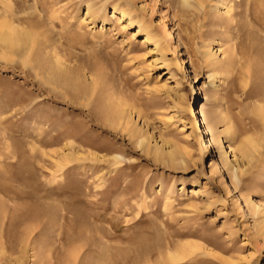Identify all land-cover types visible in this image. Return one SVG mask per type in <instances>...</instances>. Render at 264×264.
Here are the masks:
<instances>
[{
  "label": "rangeland",
  "instance_id": "rangeland-1",
  "mask_svg": "<svg viewBox=\"0 0 264 264\" xmlns=\"http://www.w3.org/2000/svg\"><path fill=\"white\" fill-rule=\"evenodd\" d=\"M187 4L0 0V264H264V0Z\"/></svg>",
  "mask_w": 264,
  "mask_h": 264
},
{
  "label": "bare ground",
  "instance_id": "bare-ground-1",
  "mask_svg": "<svg viewBox=\"0 0 264 264\" xmlns=\"http://www.w3.org/2000/svg\"><path fill=\"white\" fill-rule=\"evenodd\" d=\"M184 4H187V0H183ZM188 5V4H187ZM28 32V31H27ZM23 28H18L17 26L13 25L12 23H7V21H1L0 20V45H2L3 47L11 50L12 48H19L22 46H26V43L29 41L30 37L29 34L27 33ZM14 49V50H15ZM19 51V50H17ZM15 51V52H17ZM26 51V50H25ZM28 51V50H27ZM13 52V49H12ZM23 53V52H22ZM259 53V52H258ZM21 54V53H20ZM25 54V53H24ZM29 54V53H28ZM260 54V53H259ZM28 56V55H27ZM262 56V55H260ZM263 58V57H262ZM264 61V60H263ZM254 63V62H253ZM263 63V62H262ZM261 66V65H260ZM253 68V66H252ZM261 68V67H260ZM259 69V68H257ZM263 69V68H262ZM262 71V70H261ZM258 74V73H257ZM240 77V76H239ZM264 77V76H263ZM255 81V80H254ZM262 81V80H261ZM246 86V85H244ZM248 94V93H247ZM250 94V92H249ZM248 94V95H249ZM264 100V99H263ZM199 112L201 113V117L204 120L205 124H206V128L207 130H211L209 127V123L206 122L207 119V113L204 109L203 104L200 106V110ZM259 112V111H258ZM263 112V111H262ZM261 114V113H260ZM263 115V113H262ZM264 116V115H263ZM205 128V127H204ZM11 160V159H10ZM17 178V177H16ZM9 187V186H8ZM0 191L2 192H7V188L5 186H3L0 183ZM23 191V190H22ZM4 194V193H3ZM25 194V193H24ZM28 194V193H27ZM21 196V195H20ZM24 197V196H23ZM22 197V198H23ZM28 197V196H27ZM25 198V197H24ZM30 199V198H29ZM1 202V201H0ZM3 202V201H2ZM3 206V205H2ZM35 210V209H34ZM31 213V212H30ZM5 214V213H4ZM3 214V215H4ZM17 216V215H16ZM12 217V216H11ZM10 217V218H11ZM18 219V218H17ZM17 222V221H15ZM1 224V222H0ZM2 225V224H1ZM2 234V233H1ZM3 241V240H2ZM1 242V239H0ZM4 245V244H3ZM171 257V256H170Z\"/></svg>",
  "mask_w": 264,
  "mask_h": 264
}]
</instances>
